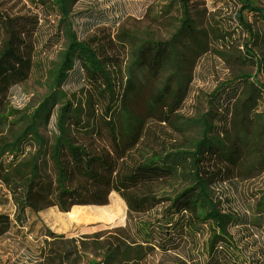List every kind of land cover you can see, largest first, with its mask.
<instances>
[{"label": "trees", "instance_id": "16d2710c", "mask_svg": "<svg viewBox=\"0 0 264 264\" xmlns=\"http://www.w3.org/2000/svg\"><path fill=\"white\" fill-rule=\"evenodd\" d=\"M33 1L44 10L55 7L56 41L63 40L64 47L48 69V92L40 104L32 113L10 120L15 116L8 106L10 90L41 70V62H34L37 21L0 13V186L7 196L0 205L13 206L15 224L26 227L34 218L33 226L41 213L52 208L68 213L74 207L107 205L119 162L138 143L145 121L153 119L179 132L197 128L199 137L146 160V168L167 174L173 187V194L166 197L169 203L146 225L147 233L135 231L137 236L144 234L140 241L109 243L99 262L92 264H148L149 258L157 256L158 264L167 260L171 264H264V234H259L261 248L255 251L250 248L257 240L249 244L243 235L264 231V192L243 215L221 209L213 194L216 186L239 171L246 154L252 153L254 161L244 169L243 180L264 174V118L257 110L264 84L250 75L235 77L211 94L205 114L180 127L174 122L189 94L188 66L208 46L207 36L195 27L190 0H175L180 17L167 40L127 38L131 49L121 91L107 69L114 67L112 58L101 56L92 40L78 36L75 23L88 16L73 13L78 0ZM234 1L239 6L234 20L248 38L241 62L262 68L263 61L248 46L264 49V7L252 0ZM76 72L98 103L103 102L101 113L88 112L68 100L55 111V98L65 96L60 89ZM138 77L159 82L141 118L128 109L138 90ZM177 204L183 205L180 210ZM67 254L72 257L74 252Z\"/></svg>", "mask_w": 264, "mask_h": 264}, {"label": "rangeland", "instance_id": "374dc122", "mask_svg": "<svg viewBox=\"0 0 264 264\" xmlns=\"http://www.w3.org/2000/svg\"><path fill=\"white\" fill-rule=\"evenodd\" d=\"M190 1L195 27L207 36L208 46L204 53L193 57L188 66L187 71L191 75L189 94L174 122L180 127L205 114L210 109L211 94L235 77L250 75L264 84L263 48L248 46L256 58L263 61L262 68L241 62L246 55L244 44L248 43V38L234 20L235 11L239 9L235 1ZM252 1L264 7V0ZM135 5L137 9L128 0H78L73 6V13L90 15V18L86 16L76 21L75 29L80 38L92 40L101 56L112 58L114 67L107 69L114 83L121 87L119 91L127 79L131 49L127 38L167 40L176 31L180 17L175 0H136ZM52 8V11L44 10L33 0H0L3 16L30 17L37 21L33 36L34 62H41V70L33 71L24 84L10 90L8 106L15 111L10 120L32 113L48 92V69L56 63L64 47L63 40L56 41L58 17L55 7ZM250 22L257 30L253 19ZM81 77L77 72L70 74L60 89L65 96L59 94L55 98V111L68 100L88 112L101 113L103 102L98 103ZM136 83L138 90L128 109L141 118L159 82L138 77ZM257 110L264 118V92L257 100ZM54 122L55 114L51 124ZM51 127L44 130V134H48ZM187 130L186 133L179 132L168 124L146 120L138 143L119 162L105 206L74 207L68 213L52 208L41 213L33 226L31 222L34 218H30L26 227H20L14 222L13 206L10 203L0 205V264H92L99 262L98 256L109 243L126 240L132 243L135 238L140 241L144 237L142 233H147L146 225L159 217L163 207L169 203L166 197L173 194L167 174L162 170L146 168L145 162L173 148L185 147L189 141L199 137V129L189 126ZM261 136L264 138V130ZM252 161L254 155L246 154L234 177L213 189L224 211L248 214V209L255 204V197L264 192V174L255 180H243V171ZM6 197V190L0 186V204ZM182 206L177 204L176 209L180 210ZM137 229L142 232L139 236L135 234ZM259 234L263 235L264 231L250 230L243 234L249 244L257 240L252 242L255 246L250 248L251 251L261 248ZM67 251H73L74 255L69 257ZM128 257L132 259L133 255L130 253ZM160 259L158 256L151 257L148 264H158ZM164 262L170 263L169 260ZM128 264H133V261Z\"/></svg>", "mask_w": 264, "mask_h": 264}, {"label": "bare ground", "instance_id": "6f19581e", "mask_svg": "<svg viewBox=\"0 0 264 264\" xmlns=\"http://www.w3.org/2000/svg\"><path fill=\"white\" fill-rule=\"evenodd\" d=\"M128 2L130 3V5L134 8V9H137L136 7V0H128Z\"/></svg>", "mask_w": 264, "mask_h": 264}]
</instances>
